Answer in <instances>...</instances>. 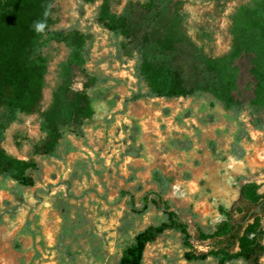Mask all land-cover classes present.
<instances>
[{
	"label": "rangeland",
	"instance_id": "374dc122",
	"mask_svg": "<svg viewBox=\"0 0 264 264\" xmlns=\"http://www.w3.org/2000/svg\"><path fill=\"white\" fill-rule=\"evenodd\" d=\"M49 1V30L64 33L43 31L38 38L45 60L38 110L10 123L0 142V155L25 164L35 180L25 187L0 175V264H116L138 231L165 218L164 210L186 225L191 248L179 232L167 230L146 246L143 264H219L214 257L194 261L183 254L209 250V240L196 238L221 225L226 211L241 216V185L254 187L256 199L264 191V128L251 125L250 110L233 114L208 92L127 100L146 90L136 77V56L122 47L128 38L102 27L97 17L129 6L137 19L149 0ZM258 1H170L188 85L198 58L231 51L238 8ZM75 47L81 48L79 64L71 62ZM244 66L238 63L236 85L249 95L252 77ZM91 77L98 79L85 89ZM81 89L91 110L84 137L64 132L54 155L43 153L41 121L61 98ZM161 175L168 178L166 188ZM244 230L264 245V218H250ZM259 262L264 264V251Z\"/></svg>",
	"mask_w": 264,
	"mask_h": 264
},
{
	"label": "trees",
	"instance_id": "16d2710c",
	"mask_svg": "<svg viewBox=\"0 0 264 264\" xmlns=\"http://www.w3.org/2000/svg\"><path fill=\"white\" fill-rule=\"evenodd\" d=\"M171 0H149L146 11L134 18L129 6L119 14L102 11L98 23L115 35L128 38L124 49L136 56V77L146 90L133 94L127 100L141 96L173 99L197 91L208 92L219 100L225 109L238 114L244 109L251 112V125L264 128V0L254 5H243L233 20L235 44L226 55L214 60L198 58L197 74L191 85L184 75L181 54L184 49L174 35V18L170 12ZM51 6L49 0H0V142L5 129L19 119L21 114L38 110L42 97L45 60L38 54V38L43 31L50 37H60L64 30H49ZM42 25V28H38ZM81 48L75 47L72 63L82 62ZM238 63L244 65L251 75L250 94L237 88ZM239 68V67H238ZM88 77V74L81 68ZM98 78H88L85 89ZM85 89L69 92L61 98L55 111L41 121L46 133L42 144L45 154L54 151L64 132L84 137L83 124L90 117L88 93ZM25 164L0 155V175L15 180L19 185L32 187L35 180L25 173ZM168 178L161 175L160 186L166 188ZM241 209L248 211V204L257 202L255 188L243 184L237 200ZM244 202L245 204H243ZM251 207V206H250ZM145 206L138 210L141 212ZM165 218L138 231L130 244L122 251L116 264H143L145 248L167 230L179 232L182 244L191 248V236L176 214L164 210ZM225 221L209 234H200L197 240H209V250L198 252L186 250L185 259L204 261L214 257L219 264L232 259H243L260 264L259 254L264 245L249 238L246 230V213L234 218L231 209L226 211ZM248 231V230H247ZM235 246L238 247L234 251Z\"/></svg>",
	"mask_w": 264,
	"mask_h": 264
},
{
	"label": "flooded vegetation",
	"instance_id": "af4514ba",
	"mask_svg": "<svg viewBox=\"0 0 264 264\" xmlns=\"http://www.w3.org/2000/svg\"><path fill=\"white\" fill-rule=\"evenodd\" d=\"M264 191H261V195L257 199L256 204L250 205L248 204V211L244 209L243 213H246V221H249L250 218L255 217L256 215H260L262 218H264ZM251 206V207H250Z\"/></svg>",
	"mask_w": 264,
	"mask_h": 264
},
{
	"label": "clouds",
	"instance_id": "9594fccd",
	"mask_svg": "<svg viewBox=\"0 0 264 264\" xmlns=\"http://www.w3.org/2000/svg\"><path fill=\"white\" fill-rule=\"evenodd\" d=\"M37 27H38V28H42L43 26H42V25H38Z\"/></svg>",
	"mask_w": 264,
	"mask_h": 264
}]
</instances>
